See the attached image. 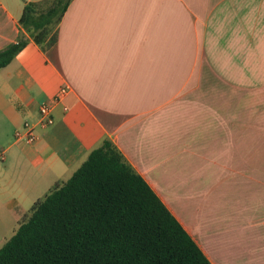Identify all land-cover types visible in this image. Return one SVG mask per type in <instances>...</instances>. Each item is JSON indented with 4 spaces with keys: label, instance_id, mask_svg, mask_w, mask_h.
Segmentation results:
<instances>
[{
    "label": "crops",
    "instance_id": "1",
    "mask_svg": "<svg viewBox=\"0 0 264 264\" xmlns=\"http://www.w3.org/2000/svg\"><path fill=\"white\" fill-rule=\"evenodd\" d=\"M27 1L0 0V50ZM44 100L54 123L18 142ZM105 138L213 264H264V0H73L54 46L0 70V207Z\"/></svg>",
    "mask_w": 264,
    "mask_h": 264
},
{
    "label": "trees",
    "instance_id": "2",
    "mask_svg": "<svg viewBox=\"0 0 264 264\" xmlns=\"http://www.w3.org/2000/svg\"><path fill=\"white\" fill-rule=\"evenodd\" d=\"M73 0L27 1L0 70L31 41L47 51ZM0 264H213L119 147L105 138L0 247Z\"/></svg>",
    "mask_w": 264,
    "mask_h": 264
},
{
    "label": "rangeland",
    "instance_id": "3",
    "mask_svg": "<svg viewBox=\"0 0 264 264\" xmlns=\"http://www.w3.org/2000/svg\"><path fill=\"white\" fill-rule=\"evenodd\" d=\"M0 146L1 143H0ZM2 165H8V162L4 163L0 160ZM49 190L48 185L39 184L35 191L29 192V195H20L19 190H15L16 198L19 200L18 204L14 206L13 213H7L5 209L0 207V247L3 245L6 239L10 238L17 226L19 219L23 214L30 209L33 203L40 197H42Z\"/></svg>",
    "mask_w": 264,
    "mask_h": 264
},
{
    "label": "built area",
    "instance_id": "4",
    "mask_svg": "<svg viewBox=\"0 0 264 264\" xmlns=\"http://www.w3.org/2000/svg\"><path fill=\"white\" fill-rule=\"evenodd\" d=\"M66 92H67V88H62L59 91V93L56 95L55 99L58 100ZM39 115H40V118L38 122L34 123V122L26 121L22 129L16 130L15 138L18 142L25 143V144L35 143L39 138L37 129L47 128L54 123L53 107L49 101L44 100L40 103ZM0 157L4 158L3 150H0Z\"/></svg>",
    "mask_w": 264,
    "mask_h": 264
}]
</instances>
